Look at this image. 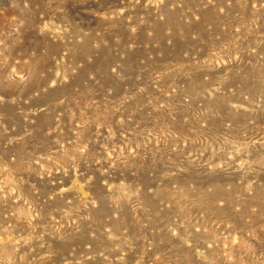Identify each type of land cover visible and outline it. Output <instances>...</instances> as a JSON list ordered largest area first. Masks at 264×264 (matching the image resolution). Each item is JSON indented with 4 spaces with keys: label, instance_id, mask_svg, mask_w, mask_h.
I'll list each match as a JSON object with an SVG mask.
<instances>
[{
    "label": "rangeland",
    "instance_id": "1",
    "mask_svg": "<svg viewBox=\"0 0 264 264\" xmlns=\"http://www.w3.org/2000/svg\"><path fill=\"white\" fill-rule=\"evenodd\" d=\"M0 264H264V0H0Z\"/></svg>",
    "mask_w": 264,
    "mask_h": 264
}]
</instances>
